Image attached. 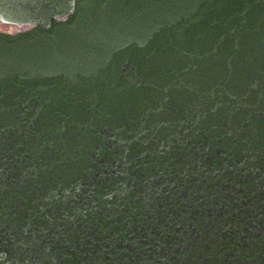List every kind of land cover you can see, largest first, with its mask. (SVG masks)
<instances>
[{"label": "water", "instance_id": "obj_1", "mask_svg": "<svg viewBox=\"0 0 264 264\" xmlns=\"http://www.w3.org/2000/svg\"><path fill=\"white\" fill-rule=\"evenodd\" d=\"M0 22V264H264V0Z\"/></svg>", "mask_w": 264, "mask_h": 264}, {"label": "rangeland", "instance_id": "obj_2", "mask_svg": "<svg viewBox=\"0 0 264 264\" xmlns=\"http://www.w3.org/2000/svg\"><path fill=\"white\" fill-rule=\"evenodd\" d=\"M20 25H13V24H5L0 22V29L12 32L19 28Z\"/></svg>", "mask_w": 264, "mask_h": 264}]
</instances>
